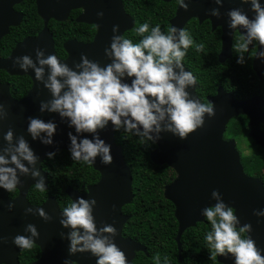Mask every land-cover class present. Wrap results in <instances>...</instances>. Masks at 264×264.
I'll return each mask as SVG.
<instances>
[{
    "label": "water",
    "instance_id": "95a60500",
    "mask_svg": "<svg viewBox=\"0 0 264 264\" xmlns=\"http://www.w3.org/2000/svg\"><path fill=\"white\" fill-rule=\"evenodd\" d=\"M23 1L0 0V41L10 32L11 27L22 23L24 14L21 10L15 9V5ZM260 2L264 5V0ZM185 3L188 5L187 10L177 5L175 14L170 19V26L184 29L192 18H198L200 23L210 20L212 30L217 27H221L222 30L219 61L225 62L232 57L234 35L236 32L239 34L241 32L239 29L234 31L228 29L226 12L241 7L249 18H252L254 13L250 10V5L241 4V0H222L221 5H216L214 0H185ZM36 7L44 22L42 30L37 35L27 36L19 41L8 56H0V69L10 75H28L32 80L30 89L22 98L13 96L9 82H0V104H4L7 111V116L0 119V148L5 145L3 134L9 127L13 130V142L17 136L22 135L39 157L36 168L45 177L47 189L48 174L42 168V162L46 158L45 153L67 150V133L69 131L75 133L67 126L66 120H61L58 114L39 111V101L50 99V93L35 80L31 69L25 73L19 68H14L12 59L18 55L29 54L35 61L33 49L36 47L43 48L45 55L57 56L53 33L48 26L49 21L51 19L65 21L72 10L80 9L76 21L95 25L94 38L88 42L77 39L66 40L64 49L67 56L57 57L71 66L74 60L79 62L80 54L83 53L88 59L104 66L110 63L103 49L110 43L112 26L119 25L116 34L124 36L125 32L134 27L135 18L126 11L124 0H36ZM212 8L219 10V18L211 16L209 10ZM98 12L102 15L97 16ZM253 47L254 45H249L247 54ZM257 50H259L258 45ZM184 67L189 71L185 65ZM252 67L261 76L264 63L258 58H253ZM197 87L196 79L195 86L188 88L187 91L191 97L201 100ZM206 99L213 104V116L209 117L205 114L203 125L190 132L184 139L170 132H161L156 148L150 154L153 162L167 164L176 173L175 178L165 185L164 195L175 205L179 255L181 256L182 253L181 237L184 231L195 226L197 222L205 221L200 210L215 203L210 198L213 189L218 190L223 201L233 207L240 225L251 224L252 230L246 235L254 240L256 247L261 249V255H264V216L257 217L253 214V210L264 208V185L259 178L249 176L245 172L236 141L225 136L229 121L238 115L246 114L250 118L248 125L251 137L264 147V132L259 127V123L264 122L263 101L257 97L237 100L223 87H219L215 95H209ZM28 117H38L45 121L53 120L56 123L52 145H44L39 140L31 139L26 131ZM114 133L110 122L105 129L99 130L100 137L111 145L112 155V161L107 165L101 164L99 157L92 164L100 174L99 180L88 185L82 192L68 186L66 193L71 200L77 196L96 200L93 216L97 227L102 223L112 224L115 227L117 235L114 242L125 254L126 264H132L136 253L145 250V246L123 235L124 225L130 215L125 214L122 208L133 200V177L124 159L122 148L116 143ZM82 135L91 138V134ZM20 179L23 184L18 185V194L15 197L0 189V237H7L6 243L0 242V264H21L19 255L23 249L12 243V237L17 234L28 235L24 232V227L29 223L35 225L39 233L38 237L34 238L33 244L39 246L41 254L38 259L28 264H62L65 258L72 260V264H95L96 258L89 252H77L71 255L68 253L69 242L60 236L62 232L67 233L68 229L59 224L62 208L58 200L54 196H49L43 203L33 204L28 199V192L34 186V179L30 175L21 176ZM9 203L13 205L11 210L7 207ZM37 207H42L51 218L45 221L36 215ZM26 208H32L33 211L26 213ZM217 260L222 264H233L230 256H218Z\"/></svg>",
    "mask_w": 264,
    "mask_h": 264
},
{
    "label": "clouds",
    "instance_id": "9594fccd",
    "mask_svg": "<svg viewBox=\"0 0 264 264\" xmlns=\"http://www.w3.org/2000/svg\"><path fill=\"white\" fill-rule=\"evenodd\" d=\"M214 3L221 5L222 0H214ZM176 4L185 10L188 8L185 0H176ZM241 4L250 5L254 13L252 18L241 7L226 12L228 29L241 32L235 45L238 53L236 63H245L249 45H258L254 58L264 63V5L260 0H241ZM209 11L211 16L219 18L217 8ZM101 15L97 13V16ZM118 29L119 25L112 26L110 43L103 49L110 60L104 66L83 53L79 62L74 60L69 66L55 54L45 55V50L40 47L33 49L35 61L29 54L12 59L14 68L25 73L31 69L35 80L50 93V99L39 101V111L58 114L74 130L75 134L73 131L67 133V152L73 161L93 164L99 157L101 164L111 163V145L99 135V130L105 129L109 122L113 132L130 133L142 142L155 145L161 132H170L184 139L203 125L205 114L209 117L214 115L211 101L201 102L187 91L196 84V77L182 63L193 45L187 31L171 26L162 32L159 24L149 30V24L144 22L135 28L140 39L133 43L131 39L117 35ZM202 49L203 45H195V51ZM6 116L4 104H0V119ZM56 128L53 120L28 117L26 131L33 141L52 145ZM84 133L91 134V138L82 135ZM3 140L0 189L14 193L18 185L23 184L20 177L30 175L34 179L35 190L44 192L45 177L36 168L39 157L28 141L21 135L13 142L11 127L4 132ZM57 151L46 152L45 157L51 160ZM210 198L215 203L200 210L210 225V231L204 235L209 259L230 256L233 264H264L261 249L249 235H245L251 232V224L240 225L233 207L223 201L218 190L213 189ZM95 205L94 198L77 196L60 211L59 224L68 229L60 236L69 242L68 253L89 252L96 258L95 264H126L125 254L114 242L117 235L115 227L106 223L97 227L93 216ZM7 207L11 210L13 205L9 203ZM32 211V208L25 209L26 213ZM35 214L45 221L51 218L42 207H37ZM253 214L264 216V208L253 210ZM24 232L28 235L17 234L12 237V243L19 248L30 249L39 233L31 223L24 227ZM0 242L6 243L7 237H0ZM154 260L156 264H169L167 256L161 258L157 255ZM62 264H72V260L65 258Z\"/></svg>",
    "mask_w": 264,
    "mask_h": 264
},
{
    "label": "trees",
    "instance_id": "16d2710c",
    "mask_svg": "<svg viewBox=\"0 0 264 264\" xmlns=\"http://www.w3.org/2000/svg\"><path fill=\"white\" fill-rule=\"evenodd\" d=\"M125 8L135 18L134 27L125 32V38L133 43L140 37L135 34V28L147 22L149 30L159 24L162 32L170 26V19L174 16L176 0L165 2L163 0H124ZM24 14L23 22L16 27H11L10 32L0 42V56H8L13 47L27 36L37 35L43 28V19L39 16L36 0H25L15 6ZM80 9L72 10L65 21H49V28L53 33L55 52L58 57L65 58L67 53L64 42L68 39H77L83 42L91 41L96 33L93 24L77 22L76 17ZM193 19V18H192ZM190 21V20H189ZM186 28V27H185ZM184 28V30H185ZM189 36L193 45L187 50L183 63L198 80L197 92L203 102L206 96L216 93L218 86L241 96H250V89L256 87L261 96H264V70L259 76L252 67L251 55L243 65L236 63V55L225 62H220L218 52L220 49V31L217 27L212 30L209 21L198 23L193 19L187 25ZM147 34V33H146ZM240 34H236L235 42ZM203 45L200 52L195 51V45ZM0 82H9L15 98L24 97L32 85L28 75H10L0 69ZM257 93V91H256ZM244 118V116H243ZM242 117L231 119L227 125L225 135L237 138L246 132ZM116 143L121 146L124 159L130 167L133 177V200L124 205L122 211L130 215L124 225L123 234L130 235L146 247V252L138 251L133 264H156L154 257H168L169 264H222L209 259V250L206 247L204 235L210 231L206 221L197 222L195 226L187 228L182 237V253L179 255L176 236L178 221L175 217V205L165 198V185L176 176L175 171L167 164H156L150 158L156 144L142 142L139 137L123 131L114 133ZM257 160L247 159L244 162L245 171L252 174L261 166ZM42 168L48 174V188L38 192L32 186L28 192V199L33 204L43 203L49 196H54L61 208L67 206L72 200L66 193L68 186L78 191H85L90 184L96 183L100 174L92 164L82 161L77 162L69 158L67 150H60L56 156L49 160L45 158ZM18 190L10 193L15 197ZM246 235V234H245ZM41 250L33 244L30 249H23L19 255L21 264H28L39 258Z\"/></svg>",
    "mask_w": 264,
    "mask_h": 264
},
{
    "label": "flooded vegetation",
    "instance_id": "af4514ba",
    "mask_svg": "<svg viewBox=\"0 0 264 264\" xmlns=\"http://www.w3.org/2000/svg\"><path fill=\"white\" fill-rule=\"evenodd\" d=\"M25 1V0H24ZM23 1V2H24ZM21 4V3H20ZM18 5V4H16ZM15 5V6H16ZM16 9V8H15ZM18 10V9H17ZM24 19V18H23ZM195 20L199 22V19L198 18H193ZM191 19V20H193ZM191 20L189 22H191ZM205 21H209L210 20H204ZM23 22V21H22ZM189 22L187 23V25L189 24ZM187 25L185 26V30H187ZM210 25H211V22H210ZM16 27V26H15ZM212 27V26H211ZM219 28V31H220V38H221V34H222V30H221V27H218ZM236 34H239L238 32L235 33L234 35V44H233V52H232V56L234 55V51H235V45H236V42H235V37H236ZM2 40V39H1ZM1 42V41H0ZM221 45H222V38H221V41H220V49H219V52H218V56H219V53L221 51ZM256 49H257V45H254V47L250 50L249 54L245 53V55L248 57L249 55H251V61H253V58H254V55H255V52H256ZM2 57H6V56H2ZM231 58V57H230ZM229 58V59H230ZM227 59V60H229ZM226 60V61H227ZM252 63V62H251ZM186 66V65H185ZM19 76V75H18ZM22 76V75H21ZM11 85V84H10ZM199 86V85H198ZM219 87H222V86H218ZM218 88H217V91H218ZM224 88V87H223ZM225 89V88H224ZM226 90V89H225ZM216 91V93H217ZM227 92L229 93H232L235 97V99L237 100H240V101H243V100H247V99H251V98H254V97H257L258 99H260L261 101H263V105H262V110H263V113H264V96H261L260 93L258 92V90L256 89V87L252 88L249 90L248 93H250L251 95L250 96H241L239 94H235L234 92L232 91H228L226 90ZM257 91V93H256ZM215 93V94H216ZM213 94V95H215ZM209 96V95H207ZM206 96V97H207ZM207 100V99H206ZM208 102V101H207ZM244 116V118H243ZM236 117H242V121L244 122L245 124V127L247 128L246 132L242 135H239L237 138H234V137H228L226 136V138H233L236 143H237V148L239 150V153H240V156H241V161H242V164L244 166V162L247 160V159H251L252 160H258V162L261 164L260 167H258V169H255L254 172L252 174H248L246 171V173L249 175V176H252V177H256V178H259L263 185H264V147H262L261 145H259L250 135V130H249V116L246 115V114H241V115H238ZM235 118V117H234ZM233 119V118H232ZM259 127L261 129V131L264 132V122H261L259 123ZM227 129V127H226ZM226 133V132H225ZM245 169V167H244ZM125 237H128V238H131L130 235H125L123 234ZM133 239V238H132ZM135 241L141 243L140 241H138L137 239H134ZM142 245H144L143 243H141ZM145 246V245H144ZM146 247H145V250H142V252H146ZM135 258V257H134ZM133 261V260H132ZM133 264V263H132Z\"/></svg>",
    "mask_w": 264,
    "mask_h": 264
}]
</instances>
